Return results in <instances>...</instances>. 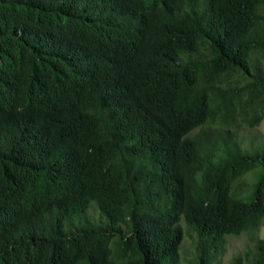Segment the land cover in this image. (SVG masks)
I'll return each instance as SVG.
<instances>
[{
    "label": "trees",
    "instance_id": "obj_1",
    "mask_svg": "<svg viewBox=\"0 0 264 264\" xmlns=\"http://www.w3.org/2000/svg\"><path fill=\"white\" fill-rule=\"evenodd\" d=\"M263 116L264 0H0V264H264Z\"/></svg>",
    "mask_w": 264,
    "mask_h": 264
},
{
    "label": "rangeland",
    "instance_id": "obj_2",
    "mask_svg": "<svg viewBox=\"0 0 264 264\" xmlns=\"http://www.w3.org/2000/svg\"><path fill=\"white\" fill-rule=\"evenodd\" d=\"M238 134L244 136V139L241 142L242 146H246V147L248 146L250 147V150L263 149L264 142L262 138H264V116L257 125H254L252 127L245 126L238 131ZM259 135L262 136V138ZM259 169L260 166L256 165L243 172L237 178H235L232 183L234 184V186L235 185L236 186L234 190L231 189V194L243 200L249 199L251 196L252 188L254 187V183L258 176ZM179 221L183 227V230H189L185 226L182 219H180ZM257 230L259 236H264V215L261 218V222ZM245 242H246V236L244 232H241L237 235H227L225 251L221 255L219 259V263L220 264L226 263L229 257L232 254H234L236 251H238ZM192 245L193 243H192L191 235L186 232L184 234L179 249L181 258H187L189 256V251L192 248Z\"/></svg>",
    "mask_w": 264,
    "mask_h": 264
},
{
    "label": "clouds",
    "instance_id": "obj_3",
    "mask_svg": "<svg viewBox=\"0 0 264 264\" xmlns=\"http://www.w3.org/2000/svg\"><path fill=\"white\" fill-rule=\"evenodd\" d=\"M261 239H264V236H261Z\"/></svg>",
    "mask_w": 264,
    "mask_h": 264
}]
</instances>
